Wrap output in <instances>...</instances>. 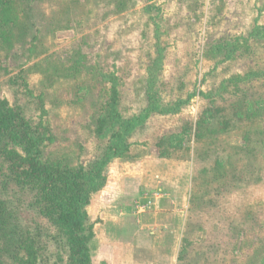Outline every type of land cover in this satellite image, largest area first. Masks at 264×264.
I'll return each mask as SVG.
<instances>
[{
  "label": "rangeland",
  "instance_id": "obj_1",
  "mask_svg": "<svg viewBox=\"0 0 264 264\" xmlns=\"http://www.w3.org/2000/svg\"><path fill=\"white\" fill-rule=\"evenodd\" d=\"M120 1L14 0L31 31L25 44L13 49L0 44V100L22 108L33 124L51 128L56 140L48 148L50 157L88 166L105 145L95 135V121L107 88L89 69L117 78L125 117L139 113L147 68L155 57L153 18L158 16L165 50L160 91L166 104L186 103L178 113L154 116L139 130L131 140V156L133 161L143 159L141 163L148 160L151 170L166 160L161 173L176 187L179 193L172 190L178 200L182 195L189 199L188 208L180 205L171 211L166 223L171 228L161 234L160 246H146L131 226L139 228L134 203L120 213L117 203L108 208L100 204L97 213L90 210L91 222L104 213L109 219L95 227L99 234L90 245L93 263L159 264V257H171L168 264H248L264 250V172L259 182L251 175L253 165L264 171V146L253 164H246L239 150L248 134L264 132V114L251 110L247 121L237 125L228 122L227 111L234 102L248 105L264 98V76L245 77L250 70L264 75V38H250L254 29L264 30V0H125L122 11ZM150 5L158 11L146 13ZM224 41L235 44L233 51L228 57V51L214 55L211 48ZM217 109L228 122L226 130L198 141L197 121L205 111ZM215 122L222 120L216 117ZM183 129L189 130L187 142L172 147L167 138ZM215 156L229 157V177L216 178ZM31 197L4 186L0 178V198L27 228L42 232L49 264H66V249L53 241L57 232L32 209Z\"/></svg>",
  "mask_w": 264,
  "mask_h": 264
},
{
  "label": "trees",
  "instance_id": "obj_2",
  "mask_svg": "<svg viewBox=\"0 0 264 264\" xmlns=\"http://www.w3.org/2000/svg\"><path fill=\"white\" fill-rule=\"evenodd\" d=\"M26 4L42 0H22ZM118 2V10H124L125 3ZM152 1V0H148ZM146 13L158 11L154 5L144 8ZM22 16V17H21ZM17 13L14 0H0V44L13 49L17 43H26L31 28L25 16ZM155 20V57L147 68L144 83L143 109L125 117L121 109V93L117 78L94 68L89 69L91 77L106 83L105 100L95 121V135L103 142L101 152L88 166L72 165L68 159L52 158L48 148L55 143V136L49 126L43 123L33 124L22 108L12 106L7 100H0V178L4 186H14L21 192L31 194V207L47 220L56 230L53 241L60 243L67 251L66 264H94L90 244L95 239L94 224L90 223L89 208L93 197L101 192L108 182V171L111 163L117 159L132 160L131 140L141 129H144L154 116L173 115L180 111L186 101L178 100L173 104L164 102L160 91L161 70L165 61V50L161 47L160 24ZM23 19V20H22ZM24 21V22H23ZM253 30L250 38H264V30ZM19 31L17 35L16 32ZM234 43L221 42L211 48L214 55L228 54L233 51ZM264 76L250 70L245 76L249 80ZM205 98L209 95L201 93ZM190 100V97L188 98ZM188 101V100H187ZM228 115L235 124H243L249 118V111L255 115L264 114V98L234 102ZM222 109L207 110L197 121L195 134L198 141L208 135H215L226 130V122L219 117ZM216 117L222 122L216 123ZM189 130L167 138L172 147L181 148L188 139ZM264 134V132H262ZM261 132H252L245 137L240 147L246 164L258 161L259 150L264 146ZM262 152V151H260ZM229 157L215 156V176L218 179L229 177ZM246 168V165H244ZM259 182L263 176L262 167L252 166ZM243 171V170H242ZM252 177L250 176V179ZM47 245L40 231L27 228L14 208L0 198V264H49ZM180 253L179 259H185ZM248 264H264V250L256 252Z\"/></svg>",
  "mask_w": 264,
  "mask_h": 264
},
{
  "label": "crops",
  "instance_id": "obj_3",
  "mask_svg": "<svg viewBox=\"0 0 264 264\" xmlns=\"http://www.w3.org/2000/svg\"><path fill=\"white\" fill-rule=\"evenodd\" d=\"M140 161L135 160L131 161L129 164H125V161L121 162L117 159L111 163L109 166L108 182L106 187L101 192L97 193L92 199L89 208L90 217L91 211L93 212V209L95 210V213L98 212L100 204L101 207L103 206L108 208L107 204H114L115 207L117 203V205H120V213L121 207H129L131 203H134L136 200L140 199L142 195L146 193H152L155 190L161 191L164 194L163 198L156 200L154 206L150 210L140 215L133 216L134 224H139V228H134L133 223H131L133 229L142 235V239L144 240L143 244L145 243L147 246V244L150 243L149 245L158 244L160 246V244L163 243L162 238L165 237L161 236V234L163 233L166 235V232H164L166 227L171 228L170 225H166L172 215L171 211L176 212L178 210V206L180 205H183V207L187 209L189 199L183 200L184 198L182 195V198L178 200V195L176 197V195L173 194L174 191H177L175 189L176 187H172L171 184L173 183L165 180L163 174L161 173V169L165 167L164 162L166 160H161V163L163 164H154L155 166L153 170L149 169L148 160L146 163H141ZM156 163H159V160ZM129 165H131L130 169ZM121 166L128 169H125L126 171L124 172H119L117 168ZM172 189H174V191ZM177 193L179 192L177 191ZM116 210L118 209L116 208ZM182 213H184V210ZM105 218L109 219L107 213H104L103 216H101V220L98 218L95 222H91L90 220V223L94 224V231L96 234V237L93 241L98 239L97 237L99 234L97 230L98 228L95 230V227L97 225H103ZM170 258H163L166 261L165 262L161 257H159L157 261L159 264H168L167 261H169Z\"/></svg>",
  "mask_w": 264,
  "mask_h": 264
},
{
  "label": "built area",
  "instance_id": "obj_4",
  "mask_svg": "<svg viewBox=\"0 0 264 264\" xmlns=\"http://www.w3.org/2000/svg\"><path fill=\"white\" fill-rule=\"evenodd\" d=\"M163 196L164 194L161 191L144 194L142 198L134 202L133 210L135 214L140 215L147 212L154 206L155 201L163 198Z\"/></svg>",
  "mask_w": 264,
  "mask_h": 264
}]
</instances>
